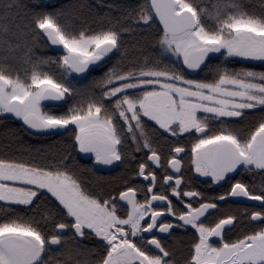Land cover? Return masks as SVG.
Masks as SVG:
<instances>
[{
  "label": "snow or ice",
  "instance_id": "1",
  "mask_svg": "<svg viewBox=\"0 0 264 264\" xmlns=\"http://www.w3.org/2000/svg\"><path fill=\"white\" fill-rule=\"evenodd\" d=\"M251 2L97 0L107 10L77 25L84 3L0 0V120L67 138L57 153L11 133L0 145V264H264V0Z\"/></svg>",
  "mask_w": 264,
  "mask_h": 264
},
{
  "label": "trees",
  "instance_id": "2",
  "mask_svg": "<svg viewBox=\"0 0 264 264\" xmlns=\"http://www.w3.org/2000/svg\"><path fill=\"white\" fill-rule=\"evenodd\" d=\"M46 2L49 4L50 7L55 8H63L65 11H67L69 14L72 13L74 9L79 8V5L81 3H84L86 6L83 9H80V16L81 19L76 21L77 25H80L81 23H87L88 21H91L94 19L95 13H103L107 9L100 7L97 4V0H46ZM110 2V0H105V3ZM128 0H115V3H126ZM249 8L259 6V0H252L250 4L247 5ZM91 9V10H90ZM115 14V13H114ZM134 40H129V43H134ZM43 53L47 55H54L55 52L52 49H42L38 50V54ZM258 68L260 67L259 63H254ZM239 66V65H237ZM101 71H97L92 73V76H90L87 80L80 81L76 83V86L84 91H90L91 90V81L94 77H97L101 74ZM66 107V106H65ZM53 111H62V109L54 108L51 109ZM259 113L257 112L255 116L247 117L243 122L241 126H251L259 119ZM14 134L20 138V141H22L26 146H31L32 149H39V153H57L59 150H61L65 143L67 142L66 134L65 135H30L27 131H25V126H23L22 122L12 118L6 121L0 120V145L4 144H15L18 141H12L8 139L9 135ZM9 155H15L14 152H10ZM23 155H27V153H24ZM33 156H36L39 158V155L37 152H32ZM86 161H81V163H84ZM119 169H115L112 172L105 171L102 173L104 176H110L115 175L117 172H119ZM3 213L0 212V215ZM255 225H250L247 227V230H251Z\"/></svg>",
  "mask_w": 264,
  "mask_h": 264
},
{
  "label": "flooded vegetation",
  "instance_id": "3",
  "mask_svg": "<svg viewBox=\"0 0 264 264\" xmlns=\"http://www.w3.org/2000/svg\"><path fill=\"white\" fill-rule=\"evenodd\" d=\"M253 63H259L260 64V62H257V61L253 62ZM201 179H203V178H201ZM201 186L203 187V185H201ZM258 203L259 202H249L247 204L228 205V206H225L222 211H223V213H232V214H235L239 217L244 208L257 206ZM243 223L245 226V230H247L248 226L253 225V224H248L247 221H244ZM239 229H240V226L238 225L237 230L239 231Z\"/></svg>",
  "mask_w": 264,
  "mask_h": 264
},
{
  "label": "rangeland",
  "instance_id": "4",
  "mask_svg": "<svg viewBox=\"0 0 264 264\" xmlns=\"http://www.w3.org/2000/svg\"><path fill=\"white\" fill-rule=\"evenodd\" d=\"M258 62V61H257ZM22 122V121H21Z\"/></svg>",
  "mask_w": 264,
  "mask_h": 264
},
{
  "label": "water",
  "instance_id": "5",
  "mask_svg": "<svg viewBox=\"0 0 264 264\" xmlns=\"http://www.w3.org/2000/svg\"><path fill=\"white\" fill-rule=\"evenodd\" d=\"M45 103H47V102H45Z\"/></svg>",
  "mask_w": 264,
  "mask_h": 264
}]
</instances>
